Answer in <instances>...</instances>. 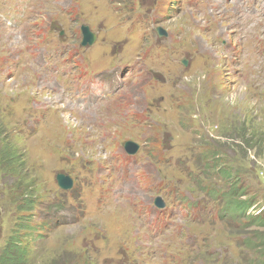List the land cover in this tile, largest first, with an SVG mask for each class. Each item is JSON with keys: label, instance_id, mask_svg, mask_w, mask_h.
<instances>
[{"label": "rangeland", "instance_id": "1", "mask_svg": "<svg viewBox=\"0 0 264 264\" xmlns=\"http://www.w3.org/2000/svg\"><path fill=\"white\" fill-rule=\"evenodd\" d=\"M36 1L32 3V0H10L8 4L13 6L18 2L16 13L10 16V19L16 16L15 19L18 21L25 18L28 9L35 8V11L39 9L38 16L34 19L35 25L27 31L28 52L23 45L10 49L14 55L19 53L24 55L22 63L18 67L9 69V80L0 73V153L4 154V162L1 159L3 164L0 163V252L8 237L15 234L14 230L18 229L17 233L22 238L20 243L23 246L28 245L25 264H99L101 259H107L105 260L107 264H124V262L127 264L125 258L121 261L117 260L114 251L116 245L124 249L127 246L124 237L133 234L127 230L138 196L131 197L128 201L116 194L115 189L119 183L92 182L78 170L77 162L72 164L78 160L91 161L104 157L105 151L96 152L85 147L93 133L90 130L95 120L93 106H79L75 100L64 99L60 94L69 93L86 101L85 94L92 90L99 94L95 101H101L100 81L103 75L90 81L87 86L80 83L67 86L65 81L68 79L62 67L67 47H76L80 43L81 38L77 34L79 24L93 23L89 17L76 20V12L71 14L75 7L74 0ZM1 6L2 0H0ZM4 11L7 17L11 13L8 6ZM187 16L188 14L176 15L162 24L166 30L183 39L188 47L202 48L210 55L209 58L205 57L195 71L181 83V88L193 98L192 104L183 110V114L192 116L196 113L199 117L203 129L200 142L209 155L210 163L212 157H219L214 163L218 162L221 167L225 165L234 169L239 168L244 183H237L241 187L239 192L244 187L247 189V194L255 192L256 196L260 195L259 201L262 202L264 200V17L258 16L263 21L262 23L256 20L260 32L254 35L253 40L246 42V47H249L248 57L241 59L253 69V75L247 82L243 81V75L247 74L243 66L239 67L237 73H227L223 64L224 54L220 49L221 42L216 41L217 35H221L223 39L234 36L231 26L228 25L230 20H225L223 16L216 14L219 21L218 31L203 32L197 24L198 19L202 22V16L193 14L192 19ZM1 18L5 24L9 22L8 18ZM70 25L75 26L71 28ZM9 34L14 35V32ZM45 35L50 39L46 40ZM0 51L3 56L0 57V62H4L5 58L9 61L13 60L14 56L7 48L1 46ZM88 58L89 56L84 54L77 60L73 58L72 61L80 68L87 63ZM94 60L100 62L98 57ZM18 68L25 75L26 79L23 82L17 80ZM26 80L29 81L28 87L25 86ZM45 80L47 82H44ZM160 122L170 127L173 125L167 119H160ZM189 122L192 125L199 123L195 118H191ZM239 122L246 123V129H240L245 131L246 137L247 132L252 133L253 136L257 132H262L258 136L261 142L257 147H237L234 140L224 136L233 133V124ZM248 123L252 128L247 127ZM83 135L85 138L82 140ZM237 151H243V156L238 155ZM256 151L257 155L254 153ZM7 161L10 162L7 164ZM133 163L135 172L146 164V161L141 157ZM69 168L78 172L77 176L81 181L79 187L84 195V202L98 200V197L104 194L103 204L111 207L106 218L92 216L81 220L82 214L76 217L74 207L67 204H58V207L47 205L37 214L32 205L33 210L28 212L29 206L25 204L26 196L30 195L34 199L51 196L56 200L57 189L51 185V182H54L57 171H64L74 176ZM199 179L202 182L213 183L210 165L206 173H196L189 184L181 187L190 194H195L198 192L196 187ZM128 180L133 183L131 177ZM104 185L109 188L105 190ZM133 192L137 193L139 189L134 188ZM63 198H66V195L63 194ZM169 200L174 204L172 199ZM260 205L264 207V204ZM199 210L200 208L196 209ZM38 217L52 219L53 227L46 233L43 232L44 235H40ZM54 218H57V221L53 220ZM187 218L191 222L198 220L193 213H189ZM111 219L124 225L122 230L124 237L108 223ZM148 221L143 224V235H147L144 238L145 243L155 236L147 226ZM185 224L187 225L186 222ZM250 227L245 231L238 228L230 230L231 227L220 221L214 227L205 228L210 232L207 243L210 247L218 249L217 255L219 254L220 259L216 264L247 262L248 256L252 254L242 247L240 240H233L251 233L254 225ZM200 234L204 232L201 231ZM99 236H103V239L94 241ZM197 239L198 242L203 240V238ZM191 242L192 239L189 243ZM104 243L109 247H105ZM87 246L93 248L95 255L85 249ZM186 251L187 245H184L168 254L166 262H163L164 259L154 258L150 264H172L176 255L181 256L178 264H187ZM254 255L256 256V253ZM208 260L209 258L201 252H193L191 264H208Z\"/></svg>", "mask_w": 264, "mask_h": 264}, {"label": "trees", "instance_id": "2", "mask_svg": "<svg viewBox=\"0 0 264 264\" xmlns=\"http://www.w3.org/2000/svg\"><path fill=\"white\" fill-rule=\"evenodd\" d=\"M245 126H246V123H240V122L235 123L233 124V127H232L233 133H230V135L226 134L224 136L232 139V141L234 140L236 142L237 147H245V148L257 147L259 143L261 142V139L258 136H260L262 132L261 133L257 132L255 136H253L252 133L249 134V132H247V137H246L245 131H241V130L246 129ZM247 127L252 128V125L248 123ZM254 153L256 155L258 154L257 151ZM237 154L243 156V151L242 152L237 151ZM1 159L4 162V154L0 153V163H2ZM218 159L219 157H216V160ZM11 160L12 159H10V161ZM10 161H7V164ZM236 169L237 171H240L239 168H236ZM232 194L233 196L231 197V206L234 209L239 208L240 210H243L244 207L250 203L248 199L241 198L242 193L238 192V189L235 186H233L232 188ZM33 200L34 198H32L30 195L29 196L27 195L25 198V204L29 206L27 208L28 212H31L33 210L32 209ZM253 220H254L253 221L254 228L250 231L251 233H248V235L245 237L244 247L252 255L256 253V256H258L260 260H264V214L262 216H257V215L254 216ZM14 232L15 234H12L8 237L3 250L0 252V264H25L26 253H28V247H27L28 245L26 244V246H23L20 243L22 238L20 234L17 233L18 229H15ZM251 260H252L251 262L253 263L254 260L253 259ZM242 263L249 264V262H242Z\"/></svg>", "mask_w": 264, "mask_h": 264}, {"label": "water", "instance_id": "3", "mask_svg": "<svg viewBox=\"0 0 264 264\" xmlns=\"http://www.w3.org/2000/svg\"><path fill=\"white\" fill-rule=\"evenodd\" d=\"M57 179L59 181V185L62 186V187H68L70 185V183H71L68 178L64 177L61 174L57 175Z\"/></svg>", "mask_w": 264, "mask_h": 264}, {"label": "bare ground", "instance_id": "4", "mask_svg": "<svg viewBox=\"0 0 264 264\" xmlns=\"http://www.w3.org/2000/svg\"><path fill=\"white\" fill-rule=\"evenodd\" d=\"M262 17V16H261ZM264 17V16H263ZM218 31V30H217Z\"/></svg>", "mask_w": 264, "mask_h": 264}]
</instances>
